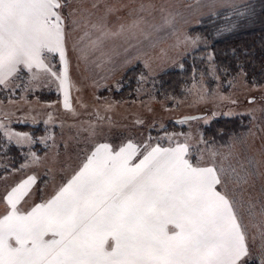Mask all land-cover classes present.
I'll list each match as a JSON object with an SVG mask.
<instances>
[{
  "label": "rangeland",
  "instance_id": "1",
  "mask_svg": "<svg viewBox=\"0 0 264 264\" xmlns=\"http://www.w3.org/2000/svg\"><path fill=\"white\" fill-rule=\"evenodd\" d=\"M263 10L264 0H69L62 12L70 108L64 106L60 81L37 69L21 66L8 86L0 85V215L4 197L21 179L33 173L42 184L50 177L52 189L98 144L118 149L130 140L145 151V145L187 143L194 163L201 154L207 162L209 152H216L218 161L228 157L225 166L246 175L237 192L244 202L247 264H260L264 78L224 81L213 70L212 81L167 88L160 74L180 66L198 47L253 25ZM45 57L52 71H63L58 53ZM218 121L224 128L213 125V136L205 137V129ZM15 134H26L23 143ZM24 161L22 170L11 171Z\"/></svg>",
  "mask_w": 264,
  "mask_h": 264
},
{
  "label": "snow or ice",
  "instance_id": "2",
  "mask_svg": "<svg viewBox=\"0 0 264 264\" xmlns=\"http://www.w3.org/2000/svg\"><path fill=\"white\" fill-rule=\"evenodd\" d=\"M68 2L0 0V85L21 66L37 69L60 81L70 108L62 12ZM52 53L64 65L59 74L45 63ZM218 155L209 152L205 162L201 154L194 163L187 143L145 145L144 153L130 140L118 149L98 144L51 198L22 211L18 204L35 183L29 176L4 197L0 264H247L237 192L247 177Z\"/></svg>",
  "mask_w": 264,
  "mask_h": 264
},
{
  "label": "trees",
  "instance_id": "3",
  "mask_svg": "<svg viewBox=\"0 0 264 264\" xmlns=\"http://www.w3.org/2000/svg\"><path fill=\"white\" fill-rule=\"evenodd\" d=\"M237 31L189 53L181 61L180 66L160 74L164 81L162 84L171 88L169 85L177 87L180 84V87H185L202 78L212 81L213 78L208 75L213 70L217 72L220 80L224 81H235L240 75L248 79H263L264 10L253 25L238 28ZM199 33L203 34L204 30H200ZM222 124L224 123L219 121L211 124V127L205 129V137L213 136V125L217 127L216 130H222L224 128Z\"/></svg>",
  "mask_w": 264,
  "mask_h": 264
},
{
  "label": "crops",
  "instance_id": "4",
  "mask_svg": "<svg viewBox=\"0 0 264 264\" xmlns=\"http://www.w3.org/2000/svg\"><path fill=\"white\" fill-rule=\"evenodd\" d=\"M63 112V111H62ZM21 143H23L22 141H19ZM18 140H17V143H19ZM127 143V142H126ZM134 143V142H133ZM135 144V143H134ZM137 145V144H136ZM138 146V145H137ZM157 145H154L152 147H155ZM139 148V152L140 153H144L145 151L141 150V148L138 146ZM95 149V148H94ZM93 149V150H94ZM148 150H150V148H148ZM142 156L141 155H138L135 159H134V163L138 162L139 159H141ZM85 161V158L83 159V161L77 166V168L75 167V170L73 172H71L69 175H62V179H61V182H59L57 184L56 187L50 189V186H51V178L50 177H45V179L43 180V183L41 184L39 182V179L37 180V176L33 173H30L28 174L26 177H24L23 179H21L19 181V183H21L22 181L26 180L29 176H34L35 177V183L33 185H31V188H30V191H29V194L27 196H25L21 201L20 203L18 204V207L22 210V211H27V210H30L35 204H38V203H41L49 198H51L52 195L55 194L56 191H58L59 187L66 183V181L71 178V176L79 170V168L82 166L83 162ZM25 163V161L23 163H21L17 169H12L11 171H19V170H22L20 169L21 166ZM39 178V177H38ZM18 183V184H19ZM254 184L255 185H263V182L262 184H260V180L259 179H255L254 181ZM16 186V185H15ZM14 186V187H15ZM11 190V189H10ZM9 190V191H10ZM8 191V192H9ZM4 205V204H3ZM5 211V212H4ZM7 212V203L4 205L3 207V213H1L0 216H3L4 214H6Z\"/></svg>",
  "mask_w": 264,
  "mask_h": 264
},
{
  "label": "water",
  "instance_id": "5",
  "mask_svg": "<svg viewBox=\"0 0 264 264\" xmlns=\"http://www.w3.org/2000/svg\"><path fill=\"white\" fill-rule=\"evenodd\" d=\"M203 115H193V116H186V117H183L181 118L180 120L178 121H185V120H194V119H197V118H201Z\"/></svg>",
  "mask_w": 264,
  "mask_h": 264
}]
</instances>
